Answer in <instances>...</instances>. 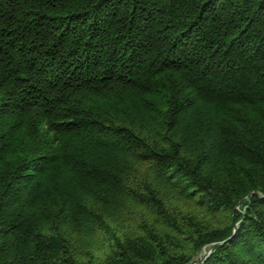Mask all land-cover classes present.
I'll return each instance as SVG.
<instances>
[{
  "label": "trees",
  "instance_id": "obj_1",
  "mask_svg": "<svg viewBox=\"0 0 264 264\" xmlns=\"http://www.w3.org/2000/svg\"><path fill=\"white\" fill-rule=\"evenodd\" d=\"M211 244L264 264V0H0V264Z\"/></svg>",
  "mask_w": 264,
  "mask_h": 264
},
{
  "label": "rangeland",
  "instance_id": "obj_2",
  "mask_svg": "<svg viewBox=\"0 0 264 264\" xmlns=\"http://www.w3.org/2000/svg\"><path fill=\"white\" fill-rule=\"evenodd\" d=\"M161 188H163L164 190H169L167 193H168V195L167 196H165V197H163L162 199H163V201H164V203H165V205L167 206V207H175L176 205L177 206H184L183 205V203L180 201V200H178V199H176L175 198V196H176V194L175 193H171L170 192V189H167L166 187H161ZM172 192H173V190H172ZM175 195V196H174ZM133 213H134V216H136L137 217V220H139L140 218H146V219H149V220H151V219H153V217H154V215H155V213H151L150 212V210H148L147 211V209L145 210V209H134V211H133ZM213 247V246H212ZM212 247H211V249H212ZM206 249H204L197 257H195L194 258V261L193 262H191L190 264H195V262L200 258V257H202L203 256V253H204V251H205ZM211 251V250H210ZM210 253V252H209ZM209 253H207V256H208V254ZM206 256V257H207ZM205 260V259H204ZM203 260V261H204ZM202 261V262H203ZM201 262V263H202ZM200 263V264H201Z\"/></svg>",
  "mask_w": 264,
  "mask_h": 264
},
{
  "label": "water",
  "instance_id": "obj_3",
  "mask_svg": "<svg viewBox=\"0 0 264 264\" xmlns=\"http://www.w3.org/2000/svg\"><path fill=\"white\" fill-rule=\"evenodd\" d=\"M213 245H214V244H211V245H210V246L204 251L203 256L200 257V258L195 262V264H200V263L206 258L207 253L210 252L211 247H212Z\"/></svg>",
  "mask_w": 264,
  "mask_h": 264
}]
</instances>
